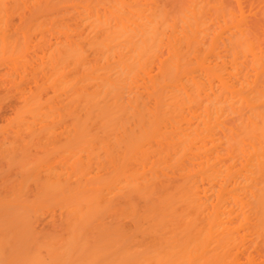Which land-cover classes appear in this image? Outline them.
Instances as JSON below:
<instances>
[{"label": "bare ground", "instance_id": "obj_1", "mask_svg": "<svg viewBox=\"0 0 264 264\" xmlns=\"http://www.w3.org/2000/svg\"><path fill=\"white\" fill-rule=\"evenodd\" d=\"M31 48L0 264H264V0H0V61Z\"/></svg>", "mask_w": 264, "mask_h": 264}, {"label": "rangeland", "instance_id": "obj_2", "mask_svg": "<svg viewBox=\"0 0 264 264\" xmlns=\"http://www.w3.org/2000/svg\"><path fill=\"white\" fill-rule=\"evenodd\" d=\"M34 39V38H33ZM53 39V38H52ZM40 54H41V51L40 50H36L35 48H31L26 54H25V59L27 58V62L25 61V63H30L29 65H26V67H24V68H22V71L20 72L21 73V77H20V75H18L17 73H15L14 74V72L11 74L10 73V71H11V69H10V66H8L6 63H4V62H1L0 61V96L2 97V98H4V97H6V94L8 95L7 97H6V99H3L2 100V98H0V101L2 100L3 102H0V140L1 139H3V140H1L2 142H0L1 143V145H0V149H2V151L4 150V151H6L5 150V142H7L8 141V139H9V137L7 138V136H9L11 133L9 132V131H11V129H10V127H9V125H8V127H6L5 128V124H7V122L9 121V119H10V117L12 116V114H13V112H14V110H13V106H14V109H15V105L17 104V106L21 103L20 101H21V99L19 98V96H21L18 92L19 91H21V90H23V89H25V91L26 90H28V88L30 87L29 85H31V87H33L32 85H34L33 84V82H34V80H36V78H38V80H37V82L38 83H40L41 82V80H43L42 79V74H40V71L39 70H36V67H37V63L40 61V59H39V56H40ZM3 64H5V65H7V66H5V65H3ZM32 67H31V66ZM38 71V72H37ZM32 74V75H31ZM11 75H14V76H11ZM30 76H33L32 77V79H34V80H32L31 79V81H30ZM34 76L36 77V78H34ZM15 78L16 79V82L18 83L17 84V86H15V83L13 84V82L11 81V79L12 78ZM26 78L28 79L29 78V81L31 82V84H30V82L29 81H27L26 82ZM40 78V79H39ZM27 83H29V84H27ZM10 85H11V87H10ZM29 86V87H28ZM43 89H45V90H43ZM14 91V92H13ZM47 91H49V89L48 88H42L40 91H39V93H41L42 95H44V93L45 92H47ZM17 95V96H16ZM41 95V96H42ZM9 97H11V98H9ZM12 97H14V99H16V102L14 101V99L12 98ZM17 97V98H16ZM8 98V99H7ZM64 98H65V100H66V97H65V93L64 92H59L58 93V95H56V102L57 103H59L58 105L59 106H61L60 107V110L61 109H63L62 108V106L64 107V102H65V100H64ZM18 99H20V100H18ZM20 102H18V101ZM14 102V103H13ZM18 102V103H17ZM15 104V105H11V104ZM61 104V105H60ZM12 108V109H11ZM12 110V111H11ZM7 120V122H5V121ZM3 122V123H2ZM5 123V124H4ZM57 123V122H56ZM60 123V121L58 122V124ZM63 124L64 123H62V121H61V123H60V125L61 126H56L55 125V127H56V129H55V132H56V134H55V132H54V134L55 135H53L52 134V136L50 135V139L52 140H54V139H56V141L58 142V141H63V135L61 134V133H59L58 131H60V128L63 126ZM7 126V125H6ZM2 128V129H1ZM8 128V129H7ZM7 129V131L6 132H4L5 130ZM62 129V128H61ZM4 130V131H3ZM1 131H3L4 133H2ZM59 134V135H58ZM60 137V138H58V136ZM6 136V137H5ZM56 136V137H55ZM6 138V139H4V138ZM62 137V138H61ZM10 138H11V135H10ZM58 139V140H57ZM4 140H6V141H4ZM50 140V142H52ZM56 141H54V142H56ZM4 142V145L2 144ZM1 146H3L2 148H1ZM44 147L45 148V145L44 146H39L38 144H36V146L35 147H33L32 149H31V154H33L34 155V153L35 152H37V153H35L36 155H35V157L36 156H43V152H44V150L46 151L47 150V148H49L50 147V145H48V147H47V145H46V147L47 148H45L44 150L42 149V148ZM43 151H42V150ZM2 151H0V152H2ZM3 151V152H4ZM42 151V155H41V152ZM55 152V151H54ZM62 152V151H61ZM61 152L59 151V152H57L56 151V155H57V153H58V156H56L55 154H53V155H49V161L51 162V163H53V165H55V168L57 167L58 168V170L60 169V168H62V164H63V162L65 161V160H63V158L65 157V156H63L64 154H63V152H62V154H61ZM5 153H7V152H5ZM60 153V154H59ZM0 154H4V153H0ZM31 154H30V156H31ZM50 154H52V153H50ZM59 155H62V156H59ZM29 156V158L31 159V158H34V156L33 157H30ZM61 157V158H60ZM0 165H2V166H0V173L2 174V172L4 171V169H9V170H6L7 172V174H5L4 175V173H5V171L3 172V175H1L0 174V177L2 178V177H10V176H7V175H9L8 174V171H10V175L12 174L13 175V170H12V173H11V169H14V168H8V165H7V161H6V159L5 158H3V157H1V155H0ZM54 158H56L55 159V162H53V160L52 159H54ZM59 158V160H63L62 162L61 161H59L60 163L59 164H57L58 162V159ZM51 159V160H50ZM64 159H66V157L64 158ZM67 160V159H66ZM4 162V164H3V162ZM5 161H6V163H5ZM54 163H56V164H54ZM65 164H67V162L65 161L64 162ZM61 164V165H60ZM65 164H63V168H66V167H68V166H66ZM59 165H60V167H59ZM6 166V167H5ZM2 168H4L3 169V171H2ZM4 186H6V184H4V185H0V190L4 187Z\"/></svg>", "mask_w": 264, "mask_h": 264}]
</instances>
